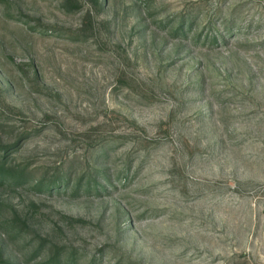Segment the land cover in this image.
Listing matches in <instances>:
<instances>
[{
    "label": "rangeland",
    "instance_id": "rangeland-1",
    "mask_svg": "<svg viewBox=\"0 0 264 264\" xmlns=\"http://www.w3.org/2000/svg\"><path fill=\"white\" fill-rule=\"evenodd\" d=\"M0 264H264V0H0Z\"/></svg>",
    "mask_w": 264,
    "mask_h": 264
}]
</instances>
